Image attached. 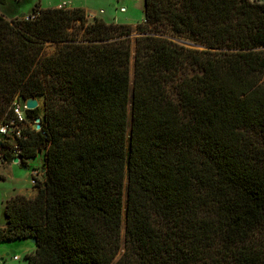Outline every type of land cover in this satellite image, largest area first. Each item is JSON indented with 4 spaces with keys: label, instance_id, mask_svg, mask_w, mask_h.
Listing matches in <instances>:
<instances>
[{
    "label": "trees",
    "instance_id": "trees-1",
    "mask_svg": "<svg viewBox=\"0 0 264 264\" xmlns=\"http://www.w3.org/2000/svg\"><path fill=\"white\" fill-rule=\"evenodd\" d=\"M144 2L133 74L131 25L0 13V125L43 96L16 146L45 169L0 242L35 239L28 264H264V0Z\"/></svg>",
    "mask_w": 264,
    "mask_h": 264
},
{
    "label": "rangeland",
    "instance_id": "rangeland-1",
    "mask_svg": "<svg viewBox=\"0 0 264 264\" xmlns=\"http://www.w3.org/2000/svg\"><path fill=\"white\" fill-rule=\"evenodd\" d=\"M37 0H8L6 4L3 5L7 14L15 15L23 10H28ZM50 0H42L44 4ZM59 1V0H57ZM81 6L85 5L89 11L87 12V21L92 22L95 17H102L107 22H116L119 24L131 25L134 32L130 36L131 46H132V63H131V73L134 70V55H135V39L139 36L137 32V26L141 23H145V0H75ZM41 5V4H40ZM33 12V11H32ZM18 19H24V17H18ZM79 23V22H78ZM56 50V44L46 43L45 52L51 54ZM39 101V107L43 111V96L37 97ZM30 121V120H29ZM31 122V121H30ZM29 122V123H30ZM4 140L3 137H0ZM14 146L16 142H12ZM1 154V153H0ZM44 154L39 152V154L32 160L29 161V168L25 170L23 166L19 163H13L22 173H28L33 166L41 165L43 166ZM6 179L0 180V225L4 224V208L3 200L7 196L11 195L15 188L19 185H26L23 180H16V176L9 175L7 172L3 173ZM126 199V195H125ZM35 251V245L29 243L25 240H13V241H1L0 242V264H28V260L25 258L27 254H31ZM8 253H10L8 255ZM18 256V259H15Z\"/></svg>",
    "mask_w": 264,
    "mask_h": 264
},
{
    "label": "crops",
    "instance_id": "crops-1",
    "mask_svg": "<svg viewBox=\"0 0 264 264\" xmlns=\"http://www.w3.org/2000/svg\"><path fill=\"white\" fill-rule=\"evenodd\" d=\"M8 0H6V3H7ZM254 1V0H253ZM259 1V0H257ZM39 2L40 7L41 8H49V7H57V6H66L68 8H76V7H84L86 8L87 11H89V9L85 6V5H80L79 3H77L75 0H50L47 2V4H44L42 2V0H37L32 6L30 9L28 10H23L25 12H21L19 14H15L14 16L13 15H9L7 14L5 8L3 7L4 3H0V13L4 14L5 17H7L8 19H12V18H18V17H25L26 15H29L32 13L33 9H34V6L35 4ZM5 3V4H6ZM34 159V158H33ZM14 161V159L12 160ZM12 161H7L5 159H3L1 157V154H0V180H5L6 179V176L3 174L5 172H7L9 175H14L16 176V180H23L26 185L22 184V185H19L17 188H15L14 192L7 196L6 199L3 200V208H4V215H5V205H6V202L13 196L17 195V194H22V195H25L27 196L28 198H32L34 197L36 194H37V188L32 184L31 182V178H32V169L30 170V172L28 173H22L19 171V169L16 167V165H14L12 163ZM25 168V170L29 167L27 166H23ZM34 167H39L42 172L45 170L43 168V166L41 167V165H37V166H33L32 168ZM4 224L3 225H0V227H4L7 223V217L5 215V218H4ZM13 241V240H12Z\"/></svg>",
    "mask_w": 264,
    "mask_h": 264
},
{
    "label": "built area",
    "instance_id": "built-area-1",
    "mask_svg": "<svg viewBox=\"0 0 264 264\" xmlns=\"http://www.w3.org/2000/svg\"><path fill=\"white\" fill-rule=\"evenodd\" d=\"M34 14H29L25 16L26 20L34 19ZM25 105H22L20 102H15L12 106V117L5 123L0 125V135L6 139L16 142L19 139H22L24 136V129L29 125L35 127V124L29 123L27 121V116L25 112ZM28 122V123H27ZM15 157L18 158L17 162L12 161V163H19L22 166V162L26 161L29 165V161L33 158L24 159L21 156V149L15 145V150L13 151ZM30 167V166H29ZM45 170H42L39 167L32 168V178L31 182L35 186L37 179L42 178ZM15 259H18V256H15Z\"/></svg>",
    "mask_w": 264,
    "mask_h": 264
},
{
    "label": "water",
    "instance_id": "water-1",
    "mask_svg": "<svg viewBox=\"0 0 264 264\" xmlns=\"http://www.w3.org/2000/svg\"><path fill=\"white\" fill-rule=\"evenodd\" d=\"M37 107H39V101H38V99L37 98H28L26 101H25V108L26 109H29V110H32V109H35V108H37ZM37 123H39L40 122V119H37V121H36ZM40 125H37V129H40ZM18 161V158L17 157H15L14 158V162H17ZM26 168V167H25ZM7 241H12L11 239H8ZM28 242L29 243H31V244H35L36 243V240L35 239H33V238H29L28 239ZM10 253H8V255H9Z\"/></svg>",
    "mask_w": 264,
    "mask_h": 264
}]
</instances>
